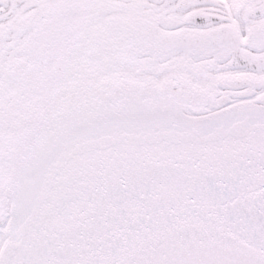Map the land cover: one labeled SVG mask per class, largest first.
Listing matches in <instances>:
<instances>
[{
  "label": "snow or ice",
  "instance_id": "obj_1",
  "mask_svg": "<svg viewBox=\"0 0 264 264\" xmlns=\"http://www.w3.org/2000/svg\"><path fill=\"white\" fill-rule=\"evenodd\" d=\"M0 264H264V0H0Z\"/></svg>",
  "mask_w": 264,
  "mask_h": 264
}]
</instances>
